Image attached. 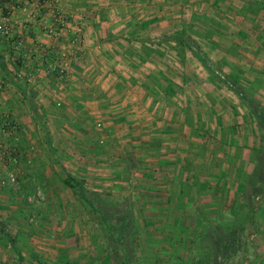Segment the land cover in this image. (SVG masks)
Listing matches in <instances>:
<instances>
[{
	"label": "crops",
	"instance_id": "obj_1",
	"mask_svg": "<svg viewBox=\"0 0 264 264\" xmlns=\"http://www.w3.org/2000/svg\"><path fill=\"white\" fill-rule=\"evenodd\" d=\"M183 1L188 0H0V23L8 27L7 34L0 32V115L8 113L18 127L0 136L1 145L26 138L31 151L25 156L34 172L52 170L55 157L81 186L94 188L97 198L136 205L135 218L144 219L146 235L164 241L155 252L171 250L167 240L177 235L168 227L152 231L148 220L180 223L184 232L178 236L189 244L193 220L214 212L207 207L209 213L201 215L196 209L215 204V196H193L191 189L200 185L192 174H206L199 179L206 193L226 189L225 204L247 203L245 193L233 198L238 189H264V132L254 129L259 116L241 90L248 82L250 98L264 108V52L256 47L250 54L241 45L252 32L244 29L242 14L252 12L264 33L257 19L262 8L256 0H189V10ZM54 8L83 16L79 42H72L71 28L56 37L46 34L42 21L51 20ZM188 15L190 20L182 19ZM230 22H237L234 33ZM62 59L70 61L63 81L46 71ZM93 116L107 125L95 137L102 147L90 145L85 129ZM259 118L264 123V113ZM68 121L79 131L54 126ZM27 123L41 126L44 134L26 137ZM37 161L43 168L35 167ZM41 177L46 187H55ZM252 198L254 219L264 232V193Z\"/></svg>",
	"mask_w": 264,
	"mask_h": 264
},
{
	"label": "rangeland",
	"instance_id": "obj_2",
	"mask_svg": "<svg viewBox=\"0 0 264 264\" xmlns=\"http://www.w3.org/2000/svg\"><path fill=\"white\" fill-rule=\"evenodd\" d=\"M242 1L248 3L250 0ZM242 1L235 0L233 5L238 3L240 5L243 3ZM190 2L189 0L183 1L186 4L185 8L187 7L189 10L192 7ZM207 3L209 1H204V6H207ZM251 14L252 12L247 13V11L242 14L247 20L244 25L248 29L245 27L244 29L246 31L252 30V32L247 31L249 35L244 39L246 44L241 42V45L248 46L245 47L250 54L255 53L256 47L264 52V40L260 35H256V33H261L264 36V33L259 31L258 26L252 22L253 16ZM257 14H259L257 18L259 25L263 27L264 8L259 10ZM236 15H238L237 12ZM236 17L235 19L238 21L240 18ZM182 19L190 20L191 17L188 15ZM235 23L230 22L228 24L229 28L232 25V33L237 29V27L235 29L237 22ZM251 25H254V28ZM219 31L222 32L223 30L219 29ZM255 64L257 65V63ZM254 77L253 74L247 76L252 81L251 85L255 83ZM247 85L241 90L247 97L248 108L260 117V114L264 113V108L260 107L256 99L250 98L254 95V91H252V87L248 90ZM252 86L254 87V85ZM236 87L240 89V86ZM4 115L10 117L8 113H1L0 117ZM259 117L257 119L254 115L257 121V126L254 125V129L264 132V123L259 122ZM96 118L93 116L88 126L85 127L92 137L90 145L94 148L104 145L99 142V138L95 140V137L99 131H103L107 126L103 119ZM97 122H101V126H98ZM54 126L60 129L64 127L65 132L69 134L79 131L78 127L69 121L66 125L57 124ZM17 129L16 124L15 128H9L4 135ZM22 131L28 134L26 137L32 133L44 134L41 126L37 128L35 124L31 123H27L25 130ZM2 135L0 131V136ZM14 142H18L16 146ZM5 148V157L0 161H3L6 167L0 168V181L7 173L12 172L16 176V182L13 184L0 183V264H165L167 260H161V257L163 259L168 257L170 260L173 255H176L175 259H180L179 261H181L179 256L182 255L183 259L187 261L185 264H193V260L203 255L204 252L211 255L207 264H264V236L260 235L264 232L255 219L249 220L250 211L255 210L257 202L250 195L252 192L255 193L254 191L259 195V189L264 190L261 185H256L254 191H250L249 188L238 189V192L233 191V198L235 197L236 200L243 198L244 193L245 196H248L247 203H243L245 205L243 207L242 205L239 206L238 203L225 204L226 189L222 187L213 188L210 190L211 192L208 190L206 193L207 189L202 187L203 182L199 180L206 174L199 175V177L192 174L194 185L197 183L200 185V187L196 185L197 187L191 189L193 196L202 197L204 195L211 198L215 196V204L198 205L199 208L196 209L203 212L201 215L209 213L207 207H211L214 212L200 218L201 221L199 222L197 219L193 220L190 224V227L194 229L193 231L190 228H188L189 230L184 228L185 231H190L189 236H187V239H190V246L187 241L182 244L183 236H178L184 232L179 223L177 225V222H174L173 226H166L161 225L157 220H148L149 225L146 226L151 227L152 231H161L162 228L168 227L177 235L176 238L170 237L167 240L168 244L173 247L171 250H157L155 252L154 248H158L164 241L146 235L147 229H144L142 225L144 219L135 218L133 208L136 205H131L124 198L114 201L113 203H117L116 206L101 204L97 200L94 188L85 189L82 186L86 199L93 200L91 207L79 196L77 190L63 184L62 180L67 172L64 167L59 165V161L55 157L52 170L49 166L48 170L46 169L47 171L41 174V172L37 173L32 170V163L27 160V157L30 156H25L26 151H31L26 138L21 143L13 139L11 145ZM13 148L15 150H12ZM57 154L55 153V155ZM49 161L51 162V160ZM35 164V167L43 168L40 161ZM216 175L218 178L223 177L221 171H218ZM41 176H44V181L46 178L48 183L51 181L55 187H46V183L42 184L43 177ZM187 190L189 191V189ZM209 193L210 196H208ZM98 207L104 209L108 224L101 221L100 215L95 210ZM203 208L207 209L204 211ZM133 221L137 223L135 228L138 229L139 233L129 243L127 237ZM226 221L233 222L235 229L224 230L219 223ZM195 231H197V235L192 234ZM202 233L205 234L204 239L200 238ZM186 246L187 248H185ZM16 248L24 251L25 258H19L20 253L17 254ZM181 249H184V252H181ZM185 249L187 250L185 251ZM169 262L167 263L181 264L176 260Z\"/></svg>",
	"mask_w": 264,
	"mask_h": 264
},
{
	"label": "built area",
	"instance_id": "obj_3",
	"mask_svg": "<svg viewBox=\"0 0 264 264\" xmlns=\"http://www.w3.org/2000/svg\"><path fill=\"white\" fill-rule=\"evenodd\" d=\"M51 20L45 19L42 21L43 29L45 30L46 34L51 37H56L60 34L61 31H65L71 28V40L72 42H79L81 40V18L74 13L65 12L62 9L54 8L50 11ZM0 32L5 35L8 33V27L2 22L0 23ZM22 42L19 41L15 45L16 49H19ZM46 71L49 73H55L59 80L63 81L67 75L68 71L70 70V61L69 59H62L56 63H50L46 66ZM17 77H21L22 74L20 72H15ZM4 85L3 82L0 80V92L3 90ZM98 126H101V122H97ZM16 122L9 117L8 115H4L0 117V131L1 134H5V132L9 128H15ZM102 143V140L99 141ZM15 150V149H12ZM6 154V149L3 145L0 144V159H4ZM16 176L9 172L5 177H3L0 181L1 184L6 183H15Z\"/></svg>",
	"mask_w": 264,
	"mask_h": 264
},
{
	"label": "trees",
	"instance_id": "obj_4",
	"mask_svg": "<svg viewBox=\"0 0 264 264\" xmlns=\"http://www.w3.org/2000/svg\"><path fill=\"white\" fill-rule=\"evenodd\" d=\"M254 1H255V0H254ZM256 3L258 4L259 7L264 8V0H256ZM248 5H249V7H250L251 3H249ZM62 181H63V184H64V185H66V186H68V187H71V188L77 190V191L79 192L80 197H81L83 200H85V202H87L89 206H91V207L93 206V200H92V199H86V197L84 196V189H82V186H81V184H80L79 181H77L74 177H72V176L69 175V174H67V175L65 176V178H64ZM255 187H256V186L251 187V188H250V191H252ZM253 191H254V190H253ZM254 192H255V193L252 192V194L250 195L251 197H254L255 195H257V194H256V191H254ZM259 192H260L259 194H261L262 192L264 193V190L261 191V188H260V189H259ZM247 197H248V196H247ZM97 200H98V202H100L101 204H104V205H107V206H108V205H111V206H116V205H117V203H113V202H110V201H107V200H102V199H100V198H97ZM239 206H240V205H239ZM242 206L244 207L245 205L242 204ZM95 210H96V212L100 215L101 221H102L104 224H108V223H107V215H106L105 212L103 211L104 209H102V207H98V208H96ZM255 212H256V209L250 211L249 220H251L252 218L254 219ZM219 224H220V226H221L224 230H233V229H235L233 222H227V221H226V222H221V223H219ZM179 225L181 226L180 223H179ZM107 226H108V225H107ZM136 226H137V223H135V221H133V223L131 224V230L129 231V233H128V237H127V241H129V243L132 242L133 239H134V237L139 233V231H137L138 229L135 228ZM212 228L215 229V227H213V226H212ZM185 230H186V229H185ZM204 237H205V234L202 233L201 236H200V238H201V239H204ZM214 238H217V237L214 236ZM214 238H213V239H214ZM16 252H17V254L19 253V249H18V248H16ZM125 256H126V255H125ZM178 256H179V255H178ZM175 257H176V255H173V256L171 257V259L169 260L170 262H169V261H167V262L171 263L172 261H175V260H176V262H181V264H185V263L187 262V261H185V260L183 259L182 255L179 256V257H181V261H179L180 259H179V260L175 259ZM19 258H21L20 255H19ZM210 258H211V255H210L209 253H207V252H204L203 255H200V256L196 257V258L193 260V264H207V263L209 262ZM182 259H183V260H182ZM167 262H166L165 264H168Z\"/></svg>",
	"mask_w": 264,
	"mask_h": 264
}]
</instances>
